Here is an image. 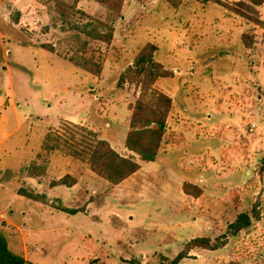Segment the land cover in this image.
I'll return each mask as SVG.
<instances>
[{"label":"rangeland","instance_id":"374dc122","mask_svg":"<svg viewBox=\"0 0 264 264\" xmlns=\"http://www.w3.org/2000/svg\"><path fill=\"white\" fill-rule=\"evenodd\" d=\"M94 1L78 3L98 19L115 18L110 45L70 29L79 18L62 20L50 11L54 0H19L23 29L4 18L6 1L0 0V105L6 107L0 110L8 131L21 121L0 147V232L10 248L35 264H162L192 237L226 235L222 247L194 248L179 264H264V0L255 6L261 22L235 9L250 0H179L177 7L171 3L177 0H125L116 17ZM244 33L252 37L249 48ZM147 43L157 46L153 59L170 73L153 85L173 99L169 126L192 120L204 134L223 137L206 138L200 131L199 139L186 136L148 162L125 147L130 107L140 92V84L126 77ZM76 53L100 62V76L64 58ZM63 120L96 131L141 169L112 185L68 149L48 155V133L69 137ZM169 139L181 140L171 132ZM221 146L228 149L217 156ZM210 149L216 153L208 174L196 167ZM32 161L43 174H32ZM66 174L76 179L73 186L51 185ZM206 180L213 188L195 221L198 211L181 184ZM20 187L48 194L49 202L18 195ZM214 196L228 197L229 208L211 209L213 202L207 207ZM59 204L80 211L68 214L56 209ZM252 211L258 218L249 227L227 233L238 213Z\"/></svg>","mask_w":264,"mask_h":264},{"label":"trees","instance_id":"16d2710c","mask_svg":"<svg viewBox=\"0 0 264 264\" xmlns=\"http://www.w3.org/2000/svg\"><path fill=\"white\" fill-rule=\"evenodd\" d=\"M108 9L112 16H119L122 12L125 0H95ZM170 1V0H169ZM209 1V0H206ZM222 4L220 0H214ZM251 4L246 2H237L235 8L237 12L244 16H249L256 22L258 12L255 6L261 5L263 0H250ZM14 0H7L6 6L12 10L11 23L21 26L22 11L13 8ZM175 7L178 6L179 0L172 2ZM50 11L58 14L62 20L74 18L79 20L71 21L70 29L85 35L91 40H99L110 45L115 32V18L109 21L98 19L78 6V0L69 2L67 0H54V5ZM23 29V27L21 26ZM242 42L245 47L249 48L253 41L252 37L244 33ZM41 46L49 51L55 52V47L51 43H42ZM157 46L153 43L145 44L135 57L132 70L126 79L140 84V92L134 104L130 107V120L128 131L125 138V147L138 155L141 161H153L158 155L161 147L165 143L173 142L168 140L166 132V123L169 117L173 100L163 91L157 90L153 85L159 78L168 77L170 73L165 70L164 66L154 61L153 56ZM81 52H85L82 50ZM74 66L85 73L95 77L100 76L102 65L96 61L93 56H86L82 53H76L68 57ZM123 77L120 78V81ZM121 83V82H120ZM62 124L68 128L69 137L62 138L61 131L48 133L47 139L44 141V149L50 155L54 149H68L70 155L87 162L90 170L101 178L105 179L112 185L119 184L140 168V163L132 157L124 156L118 153L110 143L101 138L96 131L85 127L84 125L63 120ZM54 135V136H53ZM53 140V141H51ZM29 168L33 175L40 176L44 173V168L36 161H32ZM76 179L66 174L65 176L51 182L52 186H73ZM182 189L185 193L195 197L199 196L202 189L189 182H184ZM17 194L26 197L29 200L41 203H48L49 199L45 193H38L31 188L20 187ZM59 211L68 214H75L80 210L70 208L63 204L56 206ZM253 218H258L251 213L240 212L235 219L228 223L227 233L236 235L242 229L249 227ZM227 236L222 235L212 240L208 236H198L191 238L184 243L181 251L174 257H162V264H179L184 258L189 257V251L194 248L207 250H216L225 244ZM131 264H142L137 261H128ZM0 264H35L28 260L24 254L14 251L10 248L6 236L0 232Z\"/></svg>","mask_w":264,"mask_h":264},{"label":"crops","instance_id":"0c3cea01","mask_svg":"<svg viewBox=\"0 0 264 264\" xmlns=\"http://www.w3.org/2000/svg\"><path fill=\"white\" fill-rule=\"evenodd\" d=\"M2 1H6L7 2V0H2ZM19 0H14V3H13V8H15V9H18V10H20V11H22V13H23V11L25 10V9H21V8H19V7H17V2H18ZM38 2H39V0H37ZM68 1V0H67ZM70 2V1H69ZM94 3H96V4H98L96 1H94ZM78 6L83 10V11H85V12H87L88 14H90V12H88L85 8H84V4L83 3H78ZM98 6H100L101 7V4H98ZM5 10L7 11V13H6V15H5V13L3 12V15H4V18L7 20L8 19V21H10V25H13V26H16V25H14V24H12L11 23V19H12V15H13V13H12V10L11 9H9L7 6H6V4H5ZM102 8H103V6H102ZM105 8V7H104ZM122 11H124V9L122 10ZM114 26H115V23H114ZM17 27V26H16ZM115 31H116V27H115ZM114 39H115V32H114ZM42 43H45V42H42ZM41 43V44H42ZM47 43V42H46ZM52 52V51H51ZM55 53H57V51H56V49H55ZM58 55H59V53H57ZM60 56H62V55H60ZM62 57H64V56H62ZM64 58H66V59H68L67 57H64ZM69 60V59H68ZM173 100V99H172ZM0 109H3V110H6V107H5V104H2V105H0ZM173 110H174V106H173V104H172V108H171V111H170V114H169V117H168V119H167V123H166V132H167V135L168 134H170V132L171 133H173V134H175V137L177 136H180V138H181V140L180 139H178V141L176 142V140H171V141H173V142H170V143H166L163 147H161V150L159 151V153L160 152H162V151H164V152H166L167 151V149H168V147L169 146H176V145H178V144H180L181 142H183V141H186L187 140V137L186 136H188L189 138H196V139H199V136H200V131L202 132V134H203V136L204 137H208V138H219V137H223V133L222 132H219V133H217V134H212V133H210V134H204V130H203V127H202V125L199 123V122H196V121H192V120H190L188 123H187V125H185L183 122H180V123H178V120L177 121H173V125H172V127H170L171 126V123H170V126H169V120L171 119V115L173 114ZM29 117H31V116H29ZM29 117L26 119V123H28L29 122ZM8 118H7V116L5 117L4 115H2V112H1V110H0V147L1 146H3L4 144H5V142L10 138V136H11V134L13 133V132H15V131H18L19 129H20V125H21V121L20 122H17L16 123V126L13 128V130L12 131H8L7 129H6V124H7V122H8V120H7ZM37 120H41L39 117H37ZM177 122V123H176ZM206 137V138H207ZM24 145H25V142H24ZM228 149V146H226V147H224V146H221L220 148H217V150H216V152H217V156L218 155H220V154H222L224 151H226ZM213 149H210V150H207L206 151V154H204V157H202V158H199V164H198V166L196 167V169L199 171H201V170H206V173H211V170H212V168L210 167V161L212 160L211 158L212 157H214L215 156V153H216ZM158 153V154H159ZM157 157V156H156ZM211 159V160H210ZM141 161V160H140ZM146 162H148V161H146ZM141 169V164H140V168H139V170ZM193 168H191L190 170H192ZM139 170L138 171H136L134 174H136V173H138L139 172ZM134 174H132L131 176H133ZM131 176H129V177H131ZM128 177V178H129ZM59 179V178H58ZM127 179V178H126ZM125 179V180H126ZM124 181V180H123ZM205 181V178H203L202 176H200V178H199V183H203ZM207 181V184L205 185V184H201V185H199V184H196V183H192V184H194V185H197V186H199L201 189H202V192H201V194L199 195V196H197V197H195V196H193V195H191V194H187V193H185L184 191V195L186 196V197H188V198H190V202H191V204L192 205H194V207H195V209L198 211L199 209H202L203 207H205V197H206V192H209V187H212L213 188V186H211L210 184H209V182H211V181H208V180H206ZM184 182H186V181H184ZM183 182V183H184ZM183 183L181 184V188H182V185H183ZM191 183V182H190ZM60 186V185H59ZM183 190V189H182ZM47 196H48V198H50L49 197V195L47 194ZM211 200H210V204H208V202L206 203V205H207V207H208V205L209 206H211V202H213V204H212V206H211V209H216V208H220V209H223V210H227L228 208H229V206H228V197H224V198H216L215 196L214 197H211L210 198ZM222 207V208H221ZM224 207V208H223ZM210 208H207V210H209ZM182 211H186L185 209H182ZM201 212V213H200ZM198 211L197 212V214L196 215H194V217L192 218L193 220H195V221H200V218L201 217H203V213H202V210L201 211ZM222 216H221V218H224V215L223 214H221ZM231 222V221H230ZM229 222V223H230ZM198 236H201V235H197V236H195V237H198ZM192 238H194V237H192Z\"/></svg>","mask_w":264,"mask_h":264}]
</instances>
